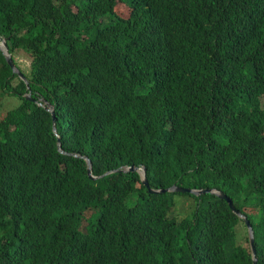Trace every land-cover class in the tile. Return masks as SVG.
<instances>
[{"label": "trees", "instance_id": "1", "mask_svg": "<svg viewBox=\"0 0 264 264\" xmlns=\"http://www.w3.org/2000/svg\"><path fill=\"white\" fill-rule=\"evenodd\" d=\"M1 40L0 264H251L139 165L264 264V0H0Z\"/></svg>", "mask_w": 264, "mask_h": 264}, {"label": "clouds", "instance_id": "2", "mask_svg": "<svg viewBox=\"0 0 264 264\" xmlns=\"http://www.w3.org/2000/svg\"><path fill=\"white\" fill-rule=\"evenodd\" d=\"M118 15H120V16H122V18H124V19H127L128 18V16H129V14L128 13H126V12H124V11H122L120 14H118ZM135 38H136V36H135ZM146 41H147V39H146ZM2 42L4 43V41L3 40H1L0 41V49L2 50V53H3V55H4V58H5V56L6 55H9L7 52H6V47H5V44L3 45L2 44ZM150 46H152L151 45V43L149 42V41H147V44H146V48H144V49H147V48H149ZM72 51L69 53L70 55H71V58H72V61L74 60V62H81V60H79V59H82V57L83 58H85L86 56H88L89 55V50H90V46H88V43L87 42H85L84 41V38H83V35H81V38H80V41L78 42V45L77 46H75V47H71L70 48ZM76 52H77V55H76ZM142 52V50L139 52V53H141ZM11 58V57H10ZM28 59H29V57H28ZM12 60V59H11ZM6 62V61H5ZM13 62V61H12ZM29 63V62H28ZM7 64V63H6ZM8 65V64H7ZM13 65H14V63H13ZM9 66V65H8ZM15 66V65H14ZM10 68V67H9ZM16 68V67H15ZM11 69V68H10ZM12 71V70H11ZM13 72V71H12ZM19 72V71H18ZM13 73H15V72H13ZM20 73V72H19ZM16 74V73H15ZM21 74V73H20ZM17 75V74H16ZM18 76V75H17ZM22 76V75H21ZM18 78H20V79H22L23 77H19L18 76ZM23 80V82H24V85H25V87L27 88L28 87V84H27V81L23 78L22 79ZM50 90V96H52L53 98L54 97H57V96H59V93L57 92V93H55V88L53 87V88H50L49 89ZM55 93V94H54ZM62 95L64 96V98H65V95H66V93L65 92H63L62 93ZM25 97L26 98H29V92H26L25 93ZM45 97H37L36 99H35V104L37 105V106H45L44 107V109L46 110V111H48V112H50V115H51V113L53 114V111H52V108H51V103H49L47 100H45L44 99ZM260 100L261 101H264V95L263 96H261V98H260ZM12 107V106H11ZM52 119V118H51ZM53 122H54V115H53V120H52V124H53ZM52 130L54 131V126L52 125ZM60 149L58 148V151H59ZM60 152V151H59ZM84 158V160H85V162L86 161H88V158L87 157H83ZM88 163H89V161H88ZM129 167H132L133 168V170L132 171H134V172H136L138 175H139V179H140V182H141V176H143V177H145V168L142 166V165H139V166H127V167H125V168H123L122 170H120V171H129L128 170V168ZM87 168H89V164H87V162H86V173H87ZM116 169V171H118L119 169L118 168H115ZM115 169H111V170H106V171H104V172H102L101 174H99V175H97V176H94V175H92L91 173H90V170H89V174H90V176H91V179H96L97 177H101V176H104V175H107V174H109V173H111V172H114V170ZM89 177V176H88ZM90 178V177H89ZM145 180H146V178H145ZM146 183H147V181H146ZM142 184V183H141ZM142 185H144V184H142ZM145 186V185H144ZM146 187V191H147V187L148 188H150L153 192H148V193H155V194H159V193H163V192H178V193H183V192H186V193H188V194H191V195H194V196H198V195H204V196H206V194H208V193H210V194H213L217 199H221V198H219L216 194L218 193V192H222L221 190H218V189H213V188H190V187H182V186H179V185H176V184H172V185H170V186H168V187H166V188H163V189H160V188H152V187H149L148 185L147 186H145ZM170 187H174V188H185V189H187V190H176V191H174V190H166V189H168V188H170ZM206 190L205 192H200L201 190ZM159 190H161L160 192H157V191H159ZM223 193V192H222ZM224 194V193H223ZM225 195V194H224ZM226 197H228L227 195H225ZM193 198V197H192ZM229 198V197H228ZM230 200H231V198H229ZM221 200H223V199H221ZM173 201V200H172ZM196 201V200H195ZM223 201H225V200H223ZM226 202V201H225ZM227 204V203H226ZM231 204H232V200H231ZM228 206V205H227ZM232 207H233V205H232ZM229 208V207H228ZM234 208V207H233ZM235 210H236V212H237V214L236 213H234L233 211H231L230 209V211L232 212V213H234L241 221H242V223H243V225H244V227L246 228V225H245V223H244V219L247 221V223H248V220H247V218L245 217V215L244 214H242V213H240L236 208H234ZM173 213L176 215V217L178 218V219H183V218H180L178 215H177V213L175 212V206H174V204H173ZM190 214V213H189ZM188 214V215H189ZM187 215V216H188ZM244 218V219H243ZM248 225H249V223H248ZM250 226V225H249ZM250 228H251V226H250ZM251 232H252V229H251ZM246 239H247V242H248V244L246 245V248H248L249 249V256H250V258H251V264H252V260L254 261V263L256 264V257H254V250H253V244H252V242H253V235H252V242H251V246L249 245V240H248V238H247V228H246ZM239 245V244H238ZM234 246V245H233ZM232 246V247H233ZM248 251V250H247Z\"/></svg>", "mask_w": 264, "mask_h": 264}, {"label": "rangeland", "instance_id": "3", "mask_svg": "<svg viewBox=\"0 0 264 264\" xmlns=\"http://www.w3.org/2000/svg\"><path fill=\"white\" fill-rule=\"evenodd\" d=\"M17 60L19 63V66L23 69L28 68V56H24L22 54H19L17 56ZM14 98H8L5 99L1 104H0V114L3 113L6 109L10 108L13 106L16 101ZM173 199V204L175 206V212L180 218H183L187 216L191 211H193L196 208V201L194 198L187 194H181V193H173L172 196ZM242 230V228H240ZM242 235H244V231H242ZM232 252L234 257H244L248 255V251L246 248V242L241 241L239 245H234L232 247Z\"/></svg>", "mask_w": 264, "mask_h": 264}, {"label": "water", "instance_id": "4", "mask_svg": "<svg viewBox=\"0 0 264 264\" xmlns=\"http://www.w3.org/2000/svg\"><path fill=\"white\" fill-rule=\"evenodd\" d=\"M2 44L4 45V43L2 42ZM5 61H6V63L9 65V67L11 68V70L13 71V72H15L19 77H22L21 76V74L18 72V70L15 68V66L13 65V62H12V60H11V58H10V56L9 55H6L5 56ZM23 79V78H22ZM51 118H52V120H53V114L51 113ZM60 152H61V150H59ZM87 162V164H89L88 163V161H86ZM128 170L129 171H132L133 170V168L132 167H129L128 168ZM114 171H116V169L114 170ZM87 175L91 178V176H90V174H89V168H87ZM141 183L142 184H144L145 186H147V183H146V180H145V177H143V176H141ZM166 190H174V191H176V190H187V189H185V188H174V187H170V188H168V189H166ZM147 191L148 192H153L150 188H148L147 187ZM161 190H159V191H157V192H160ZM206 190L204 189V190H201L200 192H205ZM219 198H221V199H223V200H225L226 201V203H227V205H228V207H229V209L231 210V211H233L234 213H236L237 214V212H236V210L232 207V204H231V200L228 198V197H226L222 192H218L217 194H216ZM244 219V218H243ZM244 223H245V225H246V228H247V238H248V240H249V245L251 246V242H252V232H251V228H250V226L248 225V223H247V221L244 219ZM252 264H255L254 263V261L252 260Z\"/></svg>", "mask_w": 264, "mask_h": 264}]
</instances>
